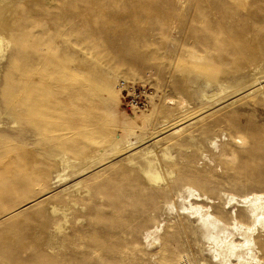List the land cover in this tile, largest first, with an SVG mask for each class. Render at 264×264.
<instances>
[{
  "label": "rangeland",
  "instance_id": "1",
  "mask_svg": "<svg viewBox=\"0 0 264 264\" xmlns=\"http://www.w3.org/2000/svg\"><path fill=\"white\" fill-rule=\"evenodd\" d=\"M206 12L212 17L203 19ZM220 24L228 35L216 33ZM0 35V247L17 229L39 244L46 239L41 231L52 230L49 237L67 235L69 246L44 245L41 253L57 264L198 257L195 236L175 233L177 221L165 219L162 202L153 205L152 190L136 181L151 149L168 186L190 182L217 199L222 189L264 188V55L239 51L242 35L264 45V0H0ZM122 81L137 89L139 107L125 102ZM34 85L45 97L54 93L43 107L49 114L26 102ZM204 92L216 95L208 100ZM214 136L218 148L209 145ZM166 148L171 159L162 155ZM62 154L89 165L88 172L73 178ZM49 157L52 173L40 181L39 166ZM26 164L34 165L31 173ZM126 169L133 172L124 176ZM79 181L83 210L72 206L56 232L53 206L66 205L61 197ZM162 221V244L150 249L143 234ZM260 255L264 260L262 247Z\"/></svg>",
  "mask_w": 264,
  "mask_h": 264
},
{
  "label": "bare ground",
  "instance_id": "2",
  "mask_svg": "<svg viewBox=\"0 0 264 264\" xmlns=\"http://www.w3.org/2000/svg\"><path fill=\"white\" fill-rule=\"evenodd\" d=\"M212 6L213 5H211V7ZM206 13L210 14V12ZM206 13L201 16L203 19L206 16H211V14L209 15ZM219 13L220 15H225L217 10L216 15ZM221 18L223 17L221 16ZM221 24L220 27L216 29V33L219 36L228 35V29L224 27L223 29ZM208 37L204 36L205 39H199L206 43L208 42ZM214 37H216V35H214ZM239 37H241L239 39V51L241 54L251 52L253 56L257 58L261 56L260 53L264 55V45L261 40H257L254 37H245L244 35ZM4 40L5 38L0 35V52L3 50L2 47ZM230 44L236 49L232 40L230 41ZM205 55L206 54L202 55L201 53L199 55L197 51L192 52V56H195L199 60ZM206 57L209 59L214 56L208 54ZM214 60L213 62L217 61ZM259 66V64H256V67ZM27 74L29 73L27 72ZM212 82L213 80L210 79V81L206 82L205 87L212 86ZM51 91L49 90L50 93L48 95L46 94L45 97V94H38L39 92H37L34 85L29 88L25 94L26 102L30 101L31 103H38L34 110L40 111L44 114L47 109L44 111L43 107L46 106L44 108H47L49 107L47 104H53L52 100L54 93ZM215 95L216 92H204V96L208 100H212ZM169 100H173L171 101V105L176 103L173 98H170ZM178 101L180 104L186 105L187 98L183 95H179ZM47 114H49V112H47ZM218 141V136H214L210 138L208 142L211 147L218 148ZM162 155H164L165 159L172 158L170 151L167 148ZM204 155L205 157L208 156L206 154ZM160 159V156L154 149L149 150L144 157L142 168L136 175V181L138 183H143L145 187L152 190L150 199L154 203L153 205H155L158 200L162 202L160 207L164 211L163 215L165 219L177 221L172 225L175 233H182L184 231L191 232L195 236L197 244L200 246L201 254L199 256L197 255L198 257L190 254V252H184L178 257L177 264H264V260L260 255L261 247L264 249V188H253L243 194L222 189L219 199H217L208 193L201 191L190 182H183L176 186H168V178L162 171ZM60 160L67 163L64 167V171L72 165V172L70 175L73 178L79 174L82 175L87 173L88 171L86 172V170L90 168L89 165H83L82 162L74 161V163H71V157L66 156L65 154L60 155ZM54 161L55 158L51 157L48 163L41 167L39 166L38 180L43 181L49 177L50 173H52ZM21 166L26 168L30 173L32 172V167H34L32 164ZM131 172L133 171L126 169V174L124 172V176L127 174L130 175ZM173 175L174 172L169 173L170 177ZM57 177L60 179H66L68 176L65 177V173L59 172ZM80 185V181L75 183L69 188V191L64 193L61 197L66 205L61 207L57 205L53 206V216L51 217H54L53 220H55V222L57 220L59 221L58 224L54 225L56 226V232H61L63 224L70 220V210L72 206H78L79 210H83V206L81 205V207L79 205V202L84 197ZM115 194L116 192L114 195ZM109 198L115 200V202L117 200L122 201L121 198L117 196H110ZM130 199L129 196H126L123 201L127 202ZM164 221L145 230L143 239L148 248L152 249L157 245L161 246V236L166 231V222ZM51 232L52 230H48L46 233L41 231L43 234L40 235V237L42 238L43 235H45L46 238L42 244L38 243L39 237L35 239L33 233L28 231L21 232V230L17 229L12 236H8V234L5 235V243L0 247V264H57L58 259H48L47 256L43 255L41 252L45 249L44 245L49 243L48 251L49 249L56 247H61V249L62 247L65 249L69 248V246L64 245L63 242L64 237L67 235L49 237ZM166 246H169L166 247L168 249L174 248L173 245L166 244ZM58 254H60V252ZM59 261L61 264H66L64 260Z\"/></svg>",
  "mask_w": 264,
  "mask_h": 264
},
{
  "label": "built area",
  "instance_id": "3",
  "mask_svg": "<svg viewBox=\"0 0 264 264\" xmlns=\"http://www.w3.org/2000/svg\"><path fill=\"white\" fill-rule=\"evenodd\" d=\"M118 87L122 92L123 98H126L125 99L126 103H129L131 106H133L134 103L136 104V106L139 105L138 97H139V99H141V98H140V95L138 96L137 89L135 88L134 85H132L130 83H126V81H125V82H119ZM130 89H131V91H130ZM126 91H127V93H131V96H129V98H127V96L124 95V93H123Z\"/></svg>",
  "mask_w": 264,
  "mask_h": 264
}]
</instances>
